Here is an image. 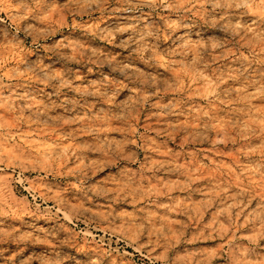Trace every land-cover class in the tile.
Returning a JSON list of instances; mask_svg holds the SVG:
<instances>
[{"label": "clouds", "instance_id": "clouds-1", "mask_svg": "<svg viewBox=\"0 0 264 264\" xmlns=\"http://www.w3.org/2000/svg\"><path fill=\"white\" fill-rule=\"evenodd\" d=\"M0 264H264V0H0Z\"/></svg>", "mask_w": 264, "mask_h": 264}, {"label": "rangeland", "instance_id": "rangeland-1", "mask_svg": "<svg viewBox=\"0 0 264 264\" xmlns=\"http://www.w3.org/2000/svg\"><path fill=\"white\" fill-rule=\"evenodd\" d=\"M80 227H84V225L81 224ZM99 235H103V233H99ZM130 250H131V249H129V251H130Z\"/></svg>", "mask_w": 264, "mask_h": 264}]
</instances>
